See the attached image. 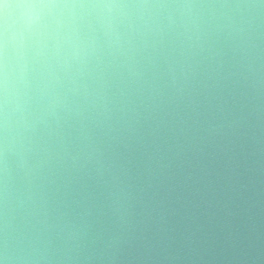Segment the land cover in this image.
<instances>
[{"label": "clouds", "instance_id": "clouds-1", "mask_svg": "<svg viewBox=\"0 0 264 264\" xmlns=\"http://www.w3.org/2000/svg\"><path fill=\"white\" fill-rule=\"evenodd\" d=\"M221 194L264 264V0H0V264H198Z\"/></svg>", "mask_w": 264, "mask_h": 264}, {"label": "water", "instance_id": "water-1", "mask_svg": "<svg viewBox=\"0 0 264 264\" xmlns=\"http://www.w3.org/2000/svg\"><path fill=\"white\" fill-rule=\"evenodd\" d=\"M224 197L221 194V203L215 204L212 212L215 214L214 221L209 220L208 214L203 212V209L198 212L197 223L203 226V234L212 237L213 250L207 253L203 260L198 261V264H247L242 257L235 256L232 252L224 250L223 233L221 231V225L225 221V214L223 209ZM237 214L232 218V223L238 228L243 229L246 222V208L247 197L241 196L237 199L235 204ZM256 221L261 231H264V205L258 215H256ZM182 227V226H181ZM180 264H191L189 260H183Z\"/></svg>", "mask_w": 264, "mask_h": 264}]
</instances>
